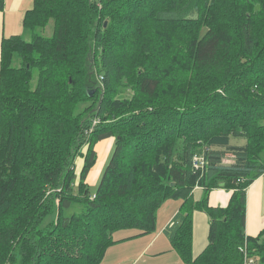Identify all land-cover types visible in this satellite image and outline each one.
Returning a JSON list of instances; mask_svg holds the SVG:
<instances>
[{
    "label": "trees",
    "instance_id": "1",
    "mask_svg": "<svg viewBox=\"0 0 264 264\" xmlns=\"http://www.w3.org/2000/svg\"><path fill=\"white\" fill-rule=\"evenodd\" d=\"M22 27L29 41L0 44V264H100L153 233L168 200L184 264H264V228L244 231L264 174V0H33ZM221 183L229 202L211 207ZM195 211L209 220L197 256ZM122 230L135 235L114 240Z\"/></svg>",
    "mask_w": 264,
    "mask_h": 264
},
{
    "label": "crops",
    "instance_id": "2",
    "mask_svg": "<svg viewBox=\"0 0 264 264\" xmlns=\"http://www.w3.org/2000/svg\"><path fill=\"white\" fill-rule=\"evenodd\" d=\"M32 5L33 0H0V44L5 38L14 35H21L23 33L24 30L22 27V20L24 14L32 8ZM244 144L245 141L240 144H235L231 140V145L233 146H243ZM197 192L201 193L197 194ZM230 195L231 193L222 189L221 186L220 188L213 189L207 196L208 205L211 207H225L229 202ZM202 196L203 189L196 188L193 191V198L195 201L200 200ZM245 215V234L251 237L257 236L264 228V174L254 180L247 189ZM193 221V254L194 256H197L199 252L201 253L204 250L207 244V229L209 220L205 213L195 211L193 213ZM165 228L166 226L159 229L156 233L153 232L152 234L136 237L138 244L132 245L134 254L137 257L135 260L128 257V249H123L121 252H115L112 250L115 260L118 264H140L143 263L148 255L149 261H153L159 257V259H161V255L164 251L168 250L171 246L164 233ZM197 232H199V234L203 233L204 238H198L196 236ZM109 249L110 248L107 249L104 259L111 258V253H108Z\"/></svg>",
    "mask_w": 264,
    "mask_h": 264
},
{
    "label": "rangeland",
    "instance_id": "3",
    "mask_svg": "<svg viewBox=\"0 0 264 264\" xmlns=\"http://www.w3.org/2000/svg\"><path fill=\"white\" fill-rule=\"evenodd\" d=\"M44 34L46 36H49L51 34V28L48 27L45 30ZM21 36L26 41L30 40V36L25 31H23ZM124 52L127 53L126 46H125ZM130 96H131L130 90L123 89L121 91V94H120L121 98H129ZM232 141L235 144H240V143L244 142L243 140H239V139H232ZM113 149H114V140L113 139H107V140L98 142L96 144L95 152L97 155V162H96V165L93 167V169L90 171V173L87 175V178H86V182L88 184V188H89L90 193H94V191L96 190V188L100 182L103 170H104L106 164L108 163V161L112 155ZM80 164H81V160L77 159L76 160V169L80 167ZM226 164H229V160L226 161ZM98 172H99V174H98ZM200 193L201 192H197V194H200ZM179 206H180V202H177L174 200H168L161 205V207L158 209L157 214H156V226H155L154 233H156L159 229H161L167 225V223L174 217L173 215H175L177 213ZM79 210H80V207H78V209H76V212ZM192 227L194 229L193 216H192ZM134 235H135V231H133V230H122V231H117L116 233H114L112 237L114 240H120V239L131 238ZM196 236L200 239L204 238L203 233L199 234V232H197ZM137 244H138L137 238H132V239L123 241V243L120 242V244L119 243L115 244V246L113 245V247L111 246L109 249V252H108L109 254L111 253V258L110 259L109 258H106V259L103 258L100 264H118V262L115 260V256H114L112 250L115 252H121V251H123V249H125V250L128 249L127 250L128 257L131 258L132 260H135L137 257L134 254L132 245H137ZM192 252H193V246H192ZM148 256L145 258L143 263H140V264H147V263H152V264H184L183 261L181 260V258L179 257V255L172 249L171 246L168 250L164 251V253L161 255V257H162L161 259H159L160 258L159 257V258L153 260L154 261L153 262V261L148 260V258H149Z\"/></svg>",
    "mask_w": 264,
    "mask_h": 264
},
{
    "label": "built area",
    "instance_id": "4",
    "mask_svg": "<svg viewBox=\"0 0 264 264\" xmlns=\"http://www.w3.org/2000/svg\"><path fill=\"white\" fill-rule=\"evenodd\" d=\"M204 163H205V159L202 156H196L193 159V167L197 169H203Z\"/></svg>",
    "mask_w": 264,
    "mask_h": 264
},
{
    "label": "water",
    "instance_id": "5",
    "mask_svg": "<svg viewBox=\"0 0 264 264\" xmlns=\"http://www.w3.org/2000/svg\"><path fill=\"white\" fill-rule=\"evenodd\" d=\"M220 186L222 187V184H220Z\"/></svg>",
    "mask_w": 264,
    "mask_h": 264
}]
</instances>
